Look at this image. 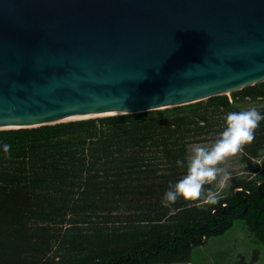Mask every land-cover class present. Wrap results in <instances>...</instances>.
I'll use <instances>...</instances> for the list:
<instances>
[{
	"label": "trees",
	"instance_id": "obj_1",
	"mask_svg": "<svg viewBox=\"0 0 264 264\" xmlns=\"http://www.w3.org/2000/svg\"><path fill=\"white\" fill-rule=\"evenodd\" d=\"M244 100L264 102V82L231 100L0 130V145L11 146L0 147V264L189 263L236 220L264 245V120L241 150V162L260 161L251 176L214 205L161 203L190 146L215 140Z\"/></svg>",
	"mask_w": 264,
	"mask_h": 264
},
{
	"label": "water",
	"instance_id": "obj_2",
	"mask_svg": "<svg viewBox=\"0 0 264 264\" xmlns=\"http://www.w3.org/2000/svg\"><path fill=\"white\" fill-rule=\"evenodd\" d=\"M262 82L264 0H0V130L163 110Z\"/></svg>",
	"mask_w": 264,
	"mask_h": 264
},
{
	"label": "clouds",
	"instance_id": "obj_3",
	"mask_svg": "<svg viewBox=\"0 0 264 264\" xmlns=\"http://www.w3.org/2000/svg\"><path fill=\"white\" fill-rule=\"evenodd\" d=\"M224 127L211 146L194 145L191 158L187 161L186 172L182 178L169 184L165 190L161 203L169 207L178 198L195 200L201 197V191L205 184H212L219 180L216 190L208 188L204 195V203L216 204L222 194V190L229 182L232 173L218 167L227 157L234 156L242 150L243 145L250 144L255 139V130L264 120V113L255 107L240 111H230L224 115ZM5 153L9 152L10 145H0ZM178 166H184L185 161L177 159Z\"/></svg>",
	"mask_w": 264,
	"mask_h": 264
},
{
	"label": "rangeland",
	"instance_id": "obj_4",
	"mask_svg": "<svg viewBox=\"0 0 264 264\" xmlns=\"http://www.w3.org/2000/svg\"><path fill=\"white\" fill-rule=\"evenodd\" d=\"M231 100V94L227 95ZM264 105L262 100L250 101L244 100L236 103V108L245 110L250 107H255L258 111ZM215 140L196 143L190 146L189 159L192 155V147L194 145L211 146ZM241 151L234 156L227 157L222 161L218 167L226 169L232 173V176L222 190L221 196L225 195L235 179L246 178L253 174V171L259 166L260 161L249 160L241 162ZM220 174H218L217 181L208 184L214 191L218 183ZM205 188L201 191L202 199L204 197ZM244 234V236H243ZM249 236V237H247ZM240 259H244L251 264H264V245L257 243L246 231L243 222L236 220L233 227L224 235L210 238L204 245L195 247L191 253L192 264H237ZM187 264V263H174Z\"/></svg>",
	"mask_w": 264,
	"mask_h": 264
},
{
	"label": "bare ground",
	"instance_id": "obj_5",
	"mask_svg": "<svg viewBox=\"0 0 264 264\" xmlns=\"http://www.w3.org/2000/svg\"><path fill=\"white\" fill-rule=\"evenodd\" d=\"M87 118V116H84V117H70L69 119L70 120H77V119H85Z\"/></svg>",
	"mask_w": 264,
	"mask_h": 264
},
{
	"label": "crops",
	"instance_id": "obj_6",
	"mask_svg": "<svg viewBox=\"0 0 264 264\" xmlns=\"http://www.w3.org/2000/svg\"><path fill=\"white\" fill-rule=\"evenodd\" d=\"M243 236H244V234H243ZM247 237H249V236H247ZM187 264H192V261H190L189 263H187Z\"/></svg>",
	"mask_w": 264,
	"mask_h": 264
}]
</instances>
